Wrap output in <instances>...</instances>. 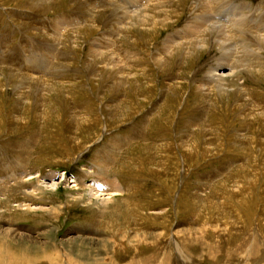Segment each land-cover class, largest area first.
<instances>
[{"label":"rangeland","instance_id":"374dc122","mask_svg":"<svg viewBox=\"0 0 264 264\" xmlns=\"http://www.w3.org/2000/svg\"><path fill=\"white\" fill-rule=\"evenodd\" d=\"M144 1L0 0V247L32 264H174L177 231L186 264H263L264 0H174L179 18L135 29L125 11ZM199 5L238 21L227 42L168 50ZM102 184L123 191L88 204Z\"/></svg>","mask_w":264,"mask_h":264},{"label":"bare ground","instance_id":"6f19581e","mask_svg":"<svg viewBox=\"0 0 264 264\" xmlns=\"http://www.w3.org/2000/svg\"><path fill=\"white\" fill-rule=\"evenodd\" d=\"M50 1V0H49ZM151 1V0H150ZM153 1V0H152ZM155 1V0H154ZM168 0H157V3H155V7L153 8H147L145 7L146 5H148V0H145L144 1V7L142 9H140L137 13H132V12H126L125 11V15L128 14V13H131L132 16L131 18H134L133 19V25L135 26V29L136 28H139V27H142L143 29H146V26L149 25L150 28H154L156 27L157 25H163L164 23H169L171 21H173L175 18H179L182 13V10L181 9H177L176 6H175V3H174V0H170L169 5L171 6H165L164 7V3L167 2ZM56 2V1H55ZM150 3V2H149ZM54 4V3H53ZM154 5V4H153ZM168 5V4H167ZM182 5V4H181ZM183 6V5H182ZM200 6V5H199ZM192 7L193 4H192ZM201 9H202V14L198 15L197 18V22H196V25H195V28L197 29V31L193 34V35H186V36H183V37H177L176 34H174L173 36H170L168 39H166V46L168 48V50L170 49H179V48H182L184 47V45H190L188 47L190 48H193L194 50H204V49H209L211 47V45H213V41H215V43L219 44L220 43V46L222 43H224V41L227 42V39H222L219 37L221 36H226V32L227 30L230 32L229 30V27H231V25L233 24L232 22L234 21H237L236 19H233L232 21H229V20H226L225 23L224 22H221L219 19H216L214 16V19L211 18V15L210 14H207L208 12H206L208 9L203 7V6H200ZM207 7V6H206ZM51 8V7H50ZM153 9V12L154 14H151L149 12H151ZM168 9V10H167ZM215 9V8H214ZM133 10V9H132ZM173 11V12H170V11ZM218 10V9H217ZM216 10V11H217ZM184 11V10H183ZM192 11V10H191ZM200 11V10H199ZM214 11V10H213ZM211 11V12H213ZM215 11V12H216ZM159 13V14H156V13ZM201 12V11H200ZM214 12V14H216ZM149 13V14H148ZM175 14V18L172 20L171 19V16H173ZM218 14V13H217ZM240 18V17H239ZM170 19V20H169ZM242 19V18H241ZM244 19V18H243ZM153 21V25L151 24ZM246 21V20H245ZM238 22V21H237ZM242 22V21H241ZM244 22V21H243ZM236 23V22H234ZM237 24V23H236ZM199 25H201L202 27L200 28H197ZM235 25V24H234ZM148 27V26H147ZM128 28V27H127ZM141 28V29H142ZM190 28V27H189ZM231 29V28H230ZM65 30V29H64ZM92 29H88L87 32L89 34L93 33L91 31ZM95 30V29H94ZM232 30V29H231ZM234 32V29L232 30ZM85 32V31H83ZM150 32V31H149ZM227 32V33H229ZM188 33V32H187ZM236 33V31H235ZM231 35V33H229ZM90 36V35H89ZM177 37V38H175ZM179 38V39H178ZM211 38H213L211 41ZM235 38V37H234ZM261 39V40H260ZM179 40V41H178ZM259 40L261 42L264 41V35H262L261 37H259ZM172 43V44H170ZM241 44V43H240ZM262 46V44H261ZM172 47V48H171ZM223 47V46H222ZM101 48V47H100ZM262 48V47H261ZM95 49V48H94ZM250 51H255L254 49H248ZM96 51V49H95ZM247 51V50H246ZM259 51V50H258ZM261 51V50H260ZM256 52V51H255ZM250 53V52H249ZM259 54V53H258ZM148 55V54H147ZM260 55V54H259ZM148 57V56H147ZM153 58V57H152ZM232 58V56H231ZM261 56L258 57V59H260ZM150 59V58H149ZM156 59V58H155ZM158 59V58H157ZM234 59V58H233ZM236 59V57H235ZM159 60V59H158ZM239 60V59H238ZM235 61V60H234ZM240 61V60H239ZM260 61V60H258ZM226 62V61H225ZM233 62V61H232ZM236 62V61H235ZM124 63V62H123ZM228 63V61H227ZM237 63V62H236ZM235 63V64H236ZM121 64V62H120ZM230 64V63H229ZM263 66H261V68L264 67V63H262ZM253 65V64H252ZM232 66V65H230ZM248 66V65H247ZM246 66V67H247ZM234 67V66H233ZM225 68V64L224 63H219L217 65V67L215 68H211V70L208 72L209 73V80L212 81H219L221 80V76L223 75L224 76V73H220L222 72V70ZM230 73V72H229ZM233 73V71H232ZM223 78V77H222ZM224 79V78H223ZM222 81V80H221ZM220 81V82H221ZM204 84V83H203ZM202 84V85H203ZM201 85V86H202ZM205 86V85H204ZM220 86V85H219ZM223 86V85H222ZM200 87V86H199ZM224 87V86H223ZM200 89V88H199ZM203 89V88H202ZM222 91V90H221ZM64 93V92H63ZM221 93V92H220ZM69 113V112H68ZM197 148V147H196ZM260 171V170H259ZM62 179H65V178H62ZM98 180V179H97ZM117 180V179H116ZM115 180V181H116ZM257 180V179H256ZM255 180V181H256ZM260 180V178H259ZM250 181V180H249ZM254 181V180H253ZM102 182V181H101ZM105 182V181H104ZM110 182V180H109ZM113 182V181H112ZM117 182V181H116ZM257 181L255 183H251L249 182L248 184H251V185H248L247 188H251L250 190H248L246 193H248V197H249V200H244V202H241L243 203L244 206H248L249 203H250V199L254 198L255 197V191L258 187H256V184ZM105 184V183H104ZM55 184H53L51 187H54ZM50 186V185H49ZM106 186V185H105ZM102 185H98L97 187L89 190L87 193H89V201H88V204H91V202L93 201V199H96L100 202V204H102V206H106L108 204V202L111 200L112 196H115V195H119L123 190L122 188H115V189H108ZM90 187V186H89ZM117 189V190H116ZM243 189V188H242ZM3 191H1L0 189V194H2ZM237 193V192H236ZM239 194V193H238ZM247 197V198H248ZM259 199V198H258ZM239 200V199H238ZM85 202V201H84ZM140 204V203H139ZM28 207H31L29 204H28ZM27 207V208H28ZM8 208V207H7ZM103 208V207H102ZM239 211V210H238ZM1 212V211H0ZM102 213V212H101ZM139 220V219H137ZM136 220V221H137ZM261 220V219H260ZM254 226V225H253ZM2 228V226H1ZM255 228V227H254ZM120 229V228H119ZM13 230V229H12ZM115 230V229H114ZM250 231L251 234H254L255 231H253L252 229H249L247 231V233ZM115 232V231H114ZM118 232V231H117ZM177 231L173 232V234L170 236L171 237V241L170 243L173 245L172 246V252L175 256V262L174 264H186L185 262V258L181 257L182 255V252L179 248V244L178 242H176V238H177V234H176ZM172 233V232H171ZM246 233V234H247ZM117 234V233H116ZM249 234V233H248ZM257 234V232H256ZM114 235V234H113ZM146 235V234H145ZM116 236V235H114ZM252 236V235H251ZM139 237V236H138ZM165 237V236H164ZM131 238V237H130ZM257 238V237H255ZM253 237L250 238V236L248 237H245V241H243L240 245H238V247L240 246V248L244 247L243 249H245L244 251V256L246 257V259H251L250 257L252 256V251H254V248H256V246L260 243L258 240H256ZM169 241V240H168ZM135 243V242H134ZM249 243H253L252 245H249ZM255 245V246H254ZM258 245V246H259ZM124 246V245H123ZM257 246V247H258ZM122 248V247H121ZM241 249V250H243ZM123 250V249H122ZM231 253V252H230ZM8 257L7 259L8 260H11L12 263L10 264H32L35 262V260L33 258H24V257H19V256H10L8 254H11L10 253H7L6 251L3 250L2 247H0V260L2 259L3 256L5 255ZM234 254V253H233ZM2 255V256H1ZM243 257V256H242ZM5 258V257H4ZM148 260V264H165V263H169L171 264L172 262V258H169L167 256V254H165L163 257H160V259H155L154 257L151 256L150 259H147ZM10 261V262H11ZM20 261V262H19ZM53 261V260H52ZM55 262V261H54ZM53 262V263H54ZM117 262V261H116ZM252 262V261H251ZM255 262V261H254ZM56 264H62V263H59V262H55ZM243 263V262H242ZM246 263V262H245ZM113 264V263H112ZM264 264V263H263Z\"/></svg>","mask_w":264,"mask_h":264}]
</instances>
